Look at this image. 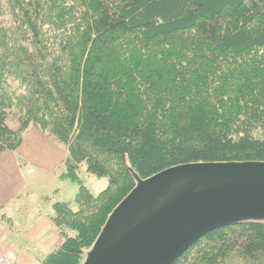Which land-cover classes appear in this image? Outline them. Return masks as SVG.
Wrapping results in <instances>:
<instances>
[{
    "label": "trees",
    "instance_id": "obj_1",
    "mask_svg": "<svg viewBox=\"0 0 264 264\" xmlns=\"http://www.w3.org/2000/svg\"><path fill=\"white\" fill-rule=\"evenodd\" d=\"M30 128L67 148L79 186L76 209L54 205L63 242L40 264H83L131 170L264 162V0H0V155ZM82 167L107 187L93 195ZM175 264H264V222Z\"/></svg>",
    "mask_w": 264,
    "mask_h": 264
},
{
    "label": "water",
    "instance_id": "obj_2",
    "mask_svg": "<svg viewBox=\"0 0 264 264\" xmlns=\"http://www.w3.org/2000/svg\"><path fill=\"white\" fill-rule=\"evenodd\" d=\"M83 264H175L221 228L264 222V162L189 163L142 179Z\"/></svg>",
    "mask_w": 264,
    "mask_h": 264
},
{
    "label": "crops",
    "instance_id": "obj_3",
    "mask_svg": "<svg viewBox=\"0 0 264 264\" xmlns=\"http://www.w3.org/2000/svg\"><path fill=\"white\" fill-rule=\"evenodd\" d=\"M67 158L66 147L35 128L16 151L0 155V257L40 264L62 244L54 205L72 204L79 188L64 177Z\"/></svg>",
    "mask_w": 264,
    "mask_h": 264
},
{
    "label": "rangeland",
    "instance_id": "obj_4",
    "mask_svg": "<svg viewBox=\"0 0 264 264\" xmlns=\"http://www.w3.org/2000/svg\"><path fill=\"white\" fill-rule=\"evenodd\" d=\"M8 124L9 126H11V128L13 129H18L19 125L17 123L16 118H10L8 120ZM80 177L82 178V180L84 181V184L91 190V193L93 195H97L99 194L102 190H104L107 185H108V181L106 179H99V178H95V177H91L89 176L86 172L84 167H82V169L80 170ZM71 206L73 208H77L76 202L75 200L72 202ZM56 225V224H55ZM57 227V226H56ZM58 229V228H57ZM59 231V230H58Z\"/></svg>",
    "mask_w": 264,
    "mask_h": 264
},
{
    "label": "built area",
    "instance_id": "obj_5",
    "mask_svg": "<svg viewBox=\"0 0 264 264\" xmlns=\"http://www.w3.org/2000/svg\"><path fill=\"white\" fill-rule=\"evenodd\" d=\"M0 264H18L14 253H7L0 257Z\"/></svg>",
    "mask_w": 264,
    "mask_h": 264
}]
</instances>
